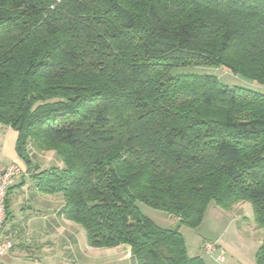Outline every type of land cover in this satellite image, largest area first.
Here are the masks:
<instances>
[{
    "label": "trees",
    "instance_id": "trees-1",
    "mask_svg": "<svg viewBox=\"0 0 264 264\" xmlns=\"http://www.w3.org/2000/svg\"><path fill=\"white\" fill-rule=\"evenodd\" d=\"M184 66L264 86V0H0V124L18 132L28 166L30 144L60 157L33 178L63 197L91 247L204 264L180 228L211 203L250 202L264 229V93L172 73ZM139 202L177 226H158Z\"/></svg>",
    "mask_w": 264,
    "mask_h": 264
},
{
    "label": "crops",
    "instance_id": "crops-1",
    "mask_svg": "<svg viewBox=\"0 0 264 264\" xmlns=\"http://www.w3.org/2000/svg\"><path fill=\"white\" fill-rule=\"evenodd\" d=\"M17 138L15 129L0 124V166L17 163L23 170L10 186L7 219L0 231L1 236L12 240L14 247L9 255L0 256V264H138L128 245L94 248L88 244L84 229L64 217L63 197L40 192L33 178L35 165L40 169L61 167L60 157L54 151H42L30 144L32 153L41 151L53 157L50 163L32 162L30 167L18 155ZM241 205L235 204L229 211L238 210ZM213 210L218 211L216 206ZM254 226L257 227L255 223ZM226 232L213 241L223 246Z\"/></svg>",
    "mask_w": 264,
    "mask_h": 264
},
{
    "label": "rangeland",
    "instance_id": "rangeland-1",
    "mask_svg": "<svg viewBox=\"0 0 264 264\" xmlns=\"http://www.w3.org/2000/svg\"><path fill=\"white\" fill-rule=\"evenodd\" d=\"M173 74H213L219 80L229 86H241L251 90L264 93V86L260 85L241 75H234L223 67L216 66H184L175 68ZM33 152V150H32ZM29 151L30 159L33 163L46 161L50 163L52 156L46 152L38 151L32 153ZM50 165V164H49ZM238 210L229 211L215 207L214 203L208 206L206 215L202 222L197 226L182 225L180 231L185 239L188 255L191 257H200L204 264H257L256 254L264 238V229L254 226L253 208L250 202L241 203ZM140 210L149 217L155 224L163 228H174L177 222L168 216V213L153 208L144 202L138 203ZM224 234L221 242L225 252L223 262L217 259L216 254L206 252L202 246L206 241L215 240L220 234Z\"/></svg>",
    "mask_w": 264,
    "mask_h": 264
},
{
    "label": "built area",
    "instance_id": "built-area-1",
    "mask_svg": "<svg viewBox=\"0 0 264 264\" xmlns=\"http://www.w3.org/2000/svg\"><path fill=\"white\" fill-rule=\"evenodd\" d=\"M22 168L17 163L0 166V231L7 219V198L13 181L22 173ZM14 244L11 239L0 235V256H7L13 249ZM204 249L210 254L217 253V259L221 262L225 260V252L222 246L216 241H206Z\"/></svg>",
    "mask_w": 264,
    "mask_h": 264
},
{
    "label": "water",
    "instance_id": "water-1",
    "mask_svg": "<svg viewBox=\"0 0 264 264\" xmlns=\"http://www.w3.org/2000/svg\"><path fill=\"white\" fill-rule=\"evenodd\" d=\"M18 129H20V126L18 127Z\"/></svg>",
    "mask_w": 264,
    "mask_h": 264
}]
</instances>
